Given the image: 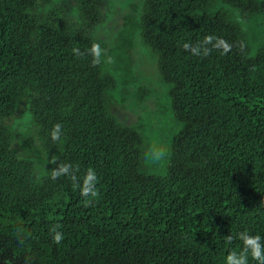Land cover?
Masks as SVG:
<instances>
[{"label": "trees", "instance_id": "obj_1", "mask_svg": "<svg viewBox=\"0 0 264 264\" xmlns=\"http://www.w3.org/2000/svg\"><path fill=\"white\" fill-rule=\"evenodd\" d=\"M211 1L141 0L94 65L85 28L42 23L31 12L38 0H0V264H226L244 248L239 233L264 245V47L250 54L241 25L210 11ZM224 1L244 16L264 14V0ZM77 3L86 20L98 18L99 0ZM136 32L156 53L178 122L165 172L140 168L142 127L119 122L105 96L133 79ZM209 35L231 51L208 44L204 55ZM28 92L43 150L58 148L38 180L5 123ZM136 94L144 100L147 87ZM61 164L72 165L76 184L52 179ZM89 168L98 197L81 195ZM248 264H258L250 253Z\"/></svg>", "mask_w": 264, "mask_h": 264}, {"label": "rangeland", "instance_id": "obj_2", "mask_svg": "<svg viewBox=\"0 0 264 264\" xmlns=\"http://www.w3.org/2000/svg\"><path fill=\"white\" fill-rule=\"evenodd\" d=\"M140 1L99 0V15L93 20H86L83 17L77 0H38L31 12L36 14L42 23L53 21L55 26L68 33L85 28L108 56L110 45L119 39L122 21ZM208 9L212 12L223 10L229 18L241 25L250 54H255L264 47V14L244 16L238 8L224 0H212ZM38 34L37 31L35 37ZM133 45L130 58L133 79L126 90L119 88V85L106 90L108 108L119 122L141 125L140 168L146 171L165 172L174 133L178 128L168 99L170 84L163 80L158 71L156 53L143 43L137 32ZM141 85L147 87V97L144 100L136 94V89ZM31 99L32 94L28 92L17 111L7 117L5 123L13 133L12 145L18 154L35 161L33 179L38 180L51 166L50 161L58 154V148L51 152L43 150L37 127L31 117Z\"/></svg>", "mask_w": 264, "mask_h": 264}, {"label": "clouds", "instance_id": "obj_3", "mask_svg": "<svg viewBox=\"0 0 264 264\" xmlns=\"http://www.w3.org/2000/svg\"><path fill=\"white\" fill-rule=\"evenodd\" d=\"M215 41V43H213ZM212 44L216 49H222V54H227L231 51V45L221 37L214 36H206L203 41V54L208 55L211 52V49L207 48L206 45ZM184 48L186 50H191L193 54L199 55L201 53V45H197L196 47H192L190 44H185ZM77 54H79V50H74ZM103 50L101 49L98 43H94L91 47V54L93 55V64H99L100 58ZM109 62H111V58H109ZM62 125L57 123L53 126V130L51 133L52 139L55 141L60 140ZM51 163H55L56 159L50 161ZM78 170V169H77ZM62 175H69L76 184L78 182L77 176L72 171V165L70 164H61L57 168L52 170L51 176L52 179H56ZM97 176L93 169L89 168L83 180V186L81 188V195L83 197H98L99 190L96 188ZM60 226H53L50 230L53 233V241L56 244H60L64 240V235L61 231L58 230ZM238 238L243 241L244 248L239 253L235 250L231 251L226 257V264H248V255L250 253L252 259L258 262V264H264V245L261 243L260 235H251L247 231L241 232L238 234ZM234 237L232 235L226 236V242L231 243Z\"/></svg>", "mask_w": 264, "mask_h": 264}, {"label": "bare ground", "instance_id": "obj_4", "mask_svg": "<svg viewBox=\"0 0 264 264\" xmlns=\"http://www.w3.org/2000/svg\"><path fill=\"white\" fill-rule=\"evenodd\" d=\"M108 74V73H107ZM18 154V153H17Z\"/></svg>", "mask_w": 264, "mask_h": 264}]
</instances>
